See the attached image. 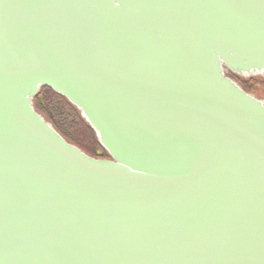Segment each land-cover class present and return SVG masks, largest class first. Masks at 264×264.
Instances as JSON below:
<instances>
[{
    "label": "water",
    "instance_id": "95a60500",
    "mask_svg": "<svg viewBox=\"0 0 264 264\" xmlns=\"http://www.w3.org/2000/svg\"><path fill=\"white\" fill-rule=\"evenodd\" d=\"M227 72L264 75V0H0V264H264V100Z\"/></svg>",
    "mask_w": 264,
    "mask_h": 264
},
{
    "label": "trees",
    "instance_id": "16d2710c",
    "mask_svg": "<svg viewBox=\"0 0 264 264\" xmlns=\"http://www.w3.org/2000/svg\"><path fill=\"white\" fill-rule=\"evenodd\" d=\"M244 83H248V81ZM32 104L37 112L45 115L52 122L54 128L64 138L68 139V134L71 136L75 133L83 140L88 141L89 144L95 148L100 147L102 151L100 155L90 156L95 158H109L108 154H104L105 150L99 143L96 132L81 115L80 110L71 104L64 96L54 92L50 87L42 86L33 97Z\"/></svg>",
    "mask_w": 264,
    "mask_h": 264
},
{
    "label": "rangeland",
    "instance_id": "374dc122",
    "mask_svg": "<svg viewBox=\"0 0 264 264\" xmlns=\"http://www.w3.org/2000/svg\"><path fill=\"white\" fill-rule=\"evenodd\" d=\"M229 77L235 80L245 91L252 94L254 97L264 100V75L263 74H253V75H237L231 72L226 73ZM251 80V81H249ZM248 81V83H244ZM42 100V99H41ZM41 114V113H40ZM48 122H52L43 114H41ZM53 126V124H52ZM54 127V126H53ZM73 135V136H72ZM71 136L68 134V139L65 138L68 142L81 147L83 151L92 156H98L102 152L99 148H95L88 141L83 140L81 137L73 133ZM105 150V149H104ZM104 154H108L106 150ZM109 156V155H108Z\"/></svg>",
    "mask_w": 264,
    "mask_h": 264
}]
</instances>
